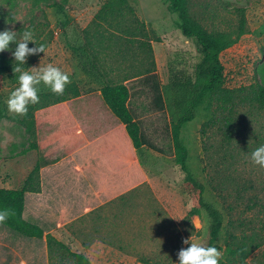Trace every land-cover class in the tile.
Wrapping results in <instances>:
<instances>
[{
    "label": "rangeland",
    "instance_id": "374dc122",
    "mask_svg": "<svg viewBox=\"0 0 264 264\" xmlns=\"http://www.w3.org/2000/svg\"><path fill=\"white\" fill-rule=\"evenodd\" d=\"M106 2L0 0V31L16 32L19 41L30 30L35 43L45 45V53L27 58L26 70L51 64L71 81L63 94L39 86V102L28 111L36 118L48 111L52 122L44 131L38 125L29 131L25 114L0 117V188L24 184L37 162L33 144L55 155L74 147L69 157L42 170V194H27L24 218L92 264H177L178 252L189 246L185 239L208 245L209 219L204 213L200 220L188 217L189 199L178 190L183 177L174 167L172 119L155 109L139 79L156 71L167 85L171 67L192 74L198 54L177 29L166 0H127L121 14L96 19ZM236 7L246 10L249 32L220 56L233 90L264 82V0H192L191 6L193 16L215 32L238 22ZM73 46L96 55L104 82L136 89L131 105L156 150H136L125 129L112 124L115 119L88 107L82 97L99 85L83 73ZM18 76H0L5 98L19 86ZM182 137L207 201L224 214L219 264H231L223 256L229 242L251 237L259 247L247 263L264 264V168L250 159L264 143V111L241 101L233 113L214 107L187 124ZM107 195L114 199L106 213L101 205ZM0 264H51L47 242L0 223Z\"/></svg>",
    "mask_w": 264,
    "mask_h": 264
},
{
    "label": "trees",
    "instance_id": "16d2710c",
    "mask_svg": "<svg viewBox=\"0 0 264 264\" xmlns=\"http://www.w3.org/2000/svg\"><path fill=\"white\" fill-rule=\"evenodd\" d=\"M166 1L169 3L171 12L177 17V29L194 44L198 62L192 74L171 67L167 85L162 84L160 75L156 71L148 72L146 76L139 79V82L149 89L155 109L169 113L172 119L176 150L174 167L183 177L178 190L189 199L188 217L196 221L201 219L203 213L206 214L209 219L210 235L207 246H215L222 251L220 247L216 246V243L227 229L224 214L216 204L207 201V188L192 169L189 149L182 137V132L187 124L196 119L197 115L202 112L208 114L214 107L233 113L238 101H241V103L249 102L264 111V82L239 90L229 89L226 86L224 66L220 56L249 32L244 8L236 7L238 22L231 29L215 32L206 29L193 16L191 12L192 0ZM126 3L127 0H107L96 19L106 20L110 15L121 14ZM0 19H3V16H0ZM14 50L15 44L11 45L10 50L0 53V76L9 74V76L16 77L19 75L14 72L15 61L11 53ZM73 50L77 53L83 73L99 85L98 88L82 97L88 107L95 112H104L109 119H115L111 121L112 124L125 129L136 150H156L131 105L136 89L125 83L104 82L100 75L101 72L98 71V66L95 64L96 55L86 46L77 48L73 46ZM27 65L26 62L21 67L26 70ZM77 93L78 91L75 92V94ZM6 101L7 98L0 92V117L9 116L10 112ZM47 114L48 111H45V115L36 118L30 111H27L24 122L27 123L29 131H33L35 125L40 127L41 132L44 131L52 122L51 115ZM32 148L37 151V162L24 184L18 189L0 188V209H8L11 213L2 224L28 238L46 240L51 264H92L84 254L73 252L69 246L55 236L47 234L40 226L24 218L27 194L41 192L42 170L56 165L77 149L69 147L55 155L52 152L45 153L40 144H33ZM93 163L97 165L95 161ZM91 168V173L95 174L96 169ZM253 238L251 237L248 242L246 240L229 242L223 254L225 260L231 264H248V257L259 247Z\"/></svg>",
    "mask_w": 264,
    "mask_h": 264
},
{
    "label": "clouds",
    "instance_id": "9594fccd",
    "mask_svg": "<svg viewBox=\"0 0 264 264\" xmlns=\"http://www.w3.org/2000/svg\"><path fill=\"white\" fill-rule=\"evenodd\" d=\"M29 42L36 46L30 48ZM13 44H15V50L12 52L15 61L14 72L19 73V86L10 93L6 105L9 112L23 115L27 113L29 105L39 102L38 91L41 84L55 94H63L71 81L67 73L51 64L39 68L38 71H29L21 67L26 64L29 56L45 53V45L35 43L32 31H24L19 41L16 32L0 31V53L10 50ZM250 159L254 165L264 168V143L250 152ZM10 214V210L0 209V223L5 222ZM192 240L193 237L183 241L189 246L180 249L177 264H219L220 253L215 246L205 247Z\"/></svg>",
    "mask_w": 264,
    "mask_h": 264
},
{
    "label": "crops",
    "instance_id": "0c3cea01",
    "mask_svg": "<svg viewBox=\"0 0 264 264\" xmlns=\"http://www.w3.org/2000/svg\"><path fill=\"white\" fill-rule=\"evenodd\" d=\"M69 157V156H68ZM65 159V158H64ZM58 164V163H57ZM41 181H42V173H41ZM43 191V181L41 182V192L40 193H34L36 195H40L42 194ZM123 194V193H122ZM121 193L118 195L121 196ZM123 196V195H122ZM100 199V198H99ZM114 197H112V195H107L105 197L102 198V207H104V211H106V213L108 212V208H106L112 201H113Z\"/></svg>",
    "mask_w": 264,
    "mask_h": 264
}]
</instances>
